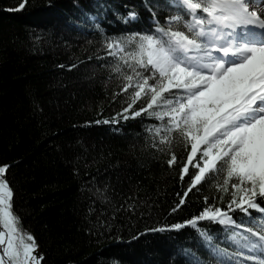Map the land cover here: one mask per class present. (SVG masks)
I'll use <instances>...</instances> for the list:
<instances>
[{"label": "trees", "instance_id": "1", "mask_svg": "<svg viewBox=\"0 0 264 264\" xmlns=\"http://www.w3.org/2000/svg\"><path fill=\"white\" fill-rule=\"evenodd\" d=\"M79 2L93 11V0ZM18 3L0 0V162L13 163L6 174L15 193L13 208L47 264H186L178 253L188 248L207 259L190 226L146 230L189 219L205 206L203 196L211 204L221 193L202 182L199 192L194 188L185 205L171 212L192 171L189 166V175L180 179L188 149L174 142L177 162L169 166L167 146L163 152L152 147L144 132L157 121L143 114L119 125L85 124L111 119L127 106L123 93L111 99L120 92L116 74L109 80L110 69L86 60L100 48L99 36L74 23L85 18L73 0H28L23 10H4ZM113 3L121 12L125 4L135 6L142 19L125 25L109 12L103 21L109 34L150 26L144 0ZM167 14H160L161 23ZM72 63L78 68L58 67ZM96 188L108 199H99ZM223 195L217 203L226 207L229 196ZM240 216L233 214L238 222ZM199 223L221 247L236 250L222 225Z\"/></svg>", "mask_w": 264, "mask_h": 264}, {"label": "snow or ice", "instance_id": "2", "mask_svg": "<svg viewBox=\"0 0 264 264\" xmlns=\"http://www.w3.org/2000/svg\"><path fill=\"white\" fill-rule=\"evenodd\" d=\"M73 3L85 18L74 23L99 36L100 48L86 60L110 69L109 80L116 74L120 92L111 99L123 93L127 104L111 119L85 124L119 125L143 114L157 121L144 132L152 147L163 152L167 146L169 166L177 162L174 142L188 149L180 179L189 175V166L192 171L171 212L185 205L194 188L199 192L202 182L221 193L211 204L203 196L205 206L189 219L146 231L194 229L208 258L181 249L178 255L186 264H264V0H144L150 26L112 34L103 25L109 12L125 25L138 23L142 17L135 6L125 4L127 11L121 12L113 0H93L89 11L79 0ZM27 4L19 0L4 10H23ZM163 12L168 14L161 23ZM58 67L72 70L78 64ZM138 101L141 106L134 107ZM12 166L0 162V264H47L37 238L13 208L15 193L6 175ZM95 191L99 199H108ZM224 193L229 199L221 207L217 201L223 203ZM128 207L135 210L134 204ZM237 212L243 214L239 222L233 218ZM201 221L222 225L236 250L216 243Z\"/></svg>", "mask_w": 264, "mask_h": 264}]
</instances>
